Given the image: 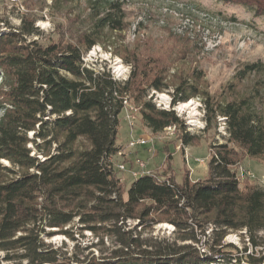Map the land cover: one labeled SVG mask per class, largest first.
I'll use <instances>...</instances> for the list:
<instances>
[{
    "label": "trees",
    "instance_id": "16d2710c",
    "mask_svg": "<svg viewBox=\"0 0 264 264\" xmlns=\"http://www.w3.org/2000/svg\"><path fill=\"white\" fill-rule=\"evenodd\" d=\"M218 1L248 11L254 19L264 18V0ZM93 5L89 29L76 42L41 44L35 21L28 18L22 19L17 29L0 30V253L5 254L3 261L19 264L248 263L252 259L249 254L243 263L239 257L221 255L215 248L228 233H240L246 243L256 247L254 238L264 231V181L262 187L239 189V184L247 181H239L230 169L241 157L264 165V122L254 101L202 99L206 126L217 117L223 119L226 144L240 151L228 149V145L216 149L208 161L207 180L191 183L187 173L178 185L169 175L158 181L153 175L144 174L133 180L125 198L124 184L116 177L111 161L120 151L116 141L125 98L140 105L135 108L152 135L175 127L178 142L183 146L191 145L196 137L185 131L186 125L173 111L156 108L151 101L144 100L149 91L168 89L164 75L167 70L159 60L143 58L135 50L114 52L111 47L114 56H121L130 67L124 82L115 81L108 71H96L84 64L83 57L92 47L108 34L122 33L126 26L121 3L104 0L103 5L96 1ZM259 69L257 64L245 65L235 79L243 80ZM192 75L193 81L180 80L174 87L173 105L201 95L200 77L197 73ZM37 155L44 160L40 161ZM1 161H6L9 167ZM75 219L84 231L94 236L103 231L106 236L122 238L118 240L121 249L113 251L109 261L94 258L87 263L80 260L70 263L65 258L60 261L63 254L48 247L42 236L51 235L45 229H58L71 238L64 229ZM125 220H137L140 229L159 223L171 224L174 242H165L156 251H140L134 256L129 251L135 245L133 229L124 232L123 223L119 224ZM209 228L211 232L206 236ZM201 239L205 244L212 242L211 247L205 245L208 256L199 254L196 244ZM178 241L190 244L177 246ZM261 260L264 262V257Z\"/></svg>",
    "mask_w": 264,
    "mask_h": 264
},
{
    "label": "rangeland",
    "instance_id": "374dc122",
    "mask_svg": "<svg viewBox=\"0 0 264 264\" xmlns=\"http://www.w3.org/2000/svg\"><path fill=\"white\" fill-rule=\"evenodd\" d=\"M93 1L102 5L104 3V0H0V30L17 29L21 20L28 18L34 19V25L41 34L39 43L76 42V39L89 29ZM113 1L122 4L125 29L122 33L106 35L100 44L92 47L84 55V64L96 71H108L115 81L124 82L128 78L130 67L125 65L121 56H114L111 47L114 52H120L122 49L130 52L135 50L143 58L159 60L167 70L164 75L166 84L169 85L168 89L163 92L149 91L144 100L151 101L154 105L156 102L155 107L158 104L161 108L175 111L176 116L184 118L185 131L196 137L191 145L183 146L178 142L179 135L176 132L169 135L170 130H164L158 135H152L144 127L138 109L135 108V106L139 108L140 105L130 99L132 109H123L119 115L116 141V145L124 151L125 156L122 158L117 154L111 159L114 166L126 168L125 171L119 172L113 167L116 177L124 184V197L126 198L127 190L135 180L128 173L135 160L143 162L145 171L149 172L147 174L153 175L158 181L169 175L176 184L181 185L187 173L191 183L207 180L210 155L219 147L228 144L223 119V122H219L220 118L217 117L216 121L206 126L202 99L204 97H209L213 101L251 99L264 122V18L254 19L248 11L223 4L218 0ZM117 62L123 67L120 75L115 72ZM251 64L259 65L260 69L247 74L243 80H236L235 76L244 66ZM196 73L200 77L198 86L201 95L184 102H194L195 111L191 108L179 111L178 106L182 104L181 102L175 103L173 109L169 107L174 87L180 80L193 81L192 74ZM163 95L166 100H162ZM129 116H133L134 119L130 120ZM204 125V130L198 132V126ZM28 137L31 138V134H28ZM131 137L134 140L140 137L152 139L154 145L127 149ZM27 147L31 148L30 145ZM227 148L240 153L232 145H228ZM53 149L54 146L52 152ZM33 154L34 150L31 152V155ZM36 157L40 161L44 160L41 155ZM195 160H203L204 163H197ZM1 164L9 167L6 161H1ZM230 169L236 173L239 181H247L239 184V189L246 186H263L264 165L258 160L241 157V160ZM247 173L250 174L249 177L246 176ZM119 224H122L124 232L133 229L132 238L135 245L129 248V251L134 256L140 251H156L165 242L172 243L175 239L174 226L168 223H159L142 229L136 225L137 220H125ZM83 229L75 219L64 229L71 238L64 236L58 229H45V233L51 235L42 238L48 247L63 254L60 261L65 258L70 263L77 260L87 263L92 258L109 261L113 257V251L122 247L118 243L122 238L106 236L103 231H98L94 236ZM246 242L240 233H228L221 245L215 249L227 257L237 256L243 263L246 261L245 256L249 254L252 259L244 264H264L261 260L264 257V231L254 238L256 247ZM182 244L190 242L178 241L176 245ZM196 245L200 255H209L205 245L211 247V241L205 244L201 239ZM202 250L205 251L204 254ZM4 256V253H0V264H19L16 261L4 262Z\"/></svg>",
    "mask_w": 264,
    "mask_h": 264
},
{
    "label": "built area",
    "instance_id": "2783aa9c",
    "mask_svg": "<svg viewBox=\"0 0 264 264\" xmlns=\"http://www.w3.org/2000/svg\"><path fill=\"white\" fill-rule=\"evenodd\" d=\"M108 2H111V3H114L113 0H106ZM114 79V78H113ZM123 105L125 107V109H132V106L129 104L127 98H125V101H123ZM155 105H156V102H155ZM171 108L173 109V104L171 103L170 104ZM177 118H179L181 121H183V123H185V120L183 117H179V116H176ZM129 119L130 120H133L134 117L133 116H129ZM130 126H132V124L130 123ZM205 128V125L204 126H198V132H201L203 131ZM176 132V129L175 127H170V133L169 135H173L174 133ZM151 145L153 147L154 143H153V140L152 139H145L143 137H140L136 140L132 139V137L130 138V140L128 141V144H127V149H132L134 147H137V146H145V145ZM185 151V156H184V160L186 161L187 157H186V150L184 149ZM118 156H121L122 158H124L125 154H124V151L120 150L118 153ZM195 162L197 163H201L203 164L204 161L203 160H195ZM119 172H123L126 170L125 167H118V165L114 166ZM128 173L131 174L132 177L134 178H137L141 175H144V174H147L149 173L148 171H145V164L139 160H135L133 163H132V166L131 168L128 170ZM246 176H250L249 173H247ZM211 232V228L207 229V231L205 232L206 236H208ZM199 250V248H197ZM202 252H204L202 250Z\"/></svg>",
    "mask_w": 264,
    "mask_h": 264
},
{
    "label": "bare ground",
    "instance_id": "6f19581e",
    "mask_svg": "<svg viewBox=\"0 0 264 264\" xmlns=\"http://www.w3.org/2000/svg\"><path fill=\"white\" fill-rule=\"evenodd\" d=\"M117 2V1H116ZM136 33V32H135ZM122 70H123V67H122V65H120V62H117V64H116V68H115V72L118 74V75H120L121 74V72H122ZM162 100H166V97L163 95V97H162ZM168 102V101H167ZM166 102V103H167ZM195 103L194 102H188V103H182V104H179V106H178V109H179V111H182V110H184V109H192L193 111H195V108H194V105ZM169 107H170V102H169ZM167 105V106H168ZM157 108H159V109H162V108H164V107H162L161 108V105H158L157 104V106H156ZM162 110H166L165 108L164 109H162ZM175 112V111H174ZM178 114V113H177ZM219 122H223V120L222 119H220V121ZM223 124V123H222ZM224 125V124H223ZM122 167V166H121Z\"/></svg>",
    "mask_w": 264,
    "mask_h": 264
}]
</instances>
